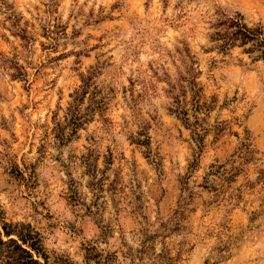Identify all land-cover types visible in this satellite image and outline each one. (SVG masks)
<instances>
[{
	"label": "rangeland",
	"instance_id": "rangeland-1",
	"mask_svg": "<svg viewBox=\"0 0 264 264\" xmlns=\"http://www.w3.org/2000/svg\"><path fill=\"white\" fill-rule=\"evenodd\" d=\"M228 19L264 37V0H0V223L49 264H264V60Z\"/></svg>",
	"mask_w": 264,
	"mask_h": 264
},
{
	"label": "trees",
	"instance_id": "trees-1",
	"mask_svg": "<svg viewBox=\"0 0 264 264\" xmlns=\"http://www.w3.org/2000/svg\"><path fill=\"white\" fill-rule=\"evenodd\" d=\"M222 23H226V30L224 33H217L218 38L216 39L222 41L218 46L220 49L225 50L230 46L236 45V43L241 46L250 44L246 51L249 53L256 51V58L264 60V37L262 36L260 28L247 27L237 19H228ZM12 76L21 77L23 76V73L20 68H17L16 73L12 74ZM82 81L83 85L80 89L74 91L71 95L72 101L66 109L64 125L59 121L55 123V137L62 143L68 141L80 127L91 119L92 111L95 106L94 104L100 102L94 99L97 87L94 83H91V75L85 78L83 77ZM191 84L192 86H195L196 81L194 78H192ZM90 87H92L90 105L82 110L81 105ZM196 93L197 91L195 90L192 95V101L195 105L194 111L198 112L203 104H199L198 99L196 98ZM183 106V103L176 101L174 112L181 115L183 120L188 122V113ZM194 124H196V121L192 123V126H194ZM65 129L68 131L66 132ZM40 259H42V261ZM0 264H49L48 256L44 251L39 233L29 224H13L1 220Z\"/></svg>",
	"mask_w": 264,
	"mask_h": 264
}]
</instances>
